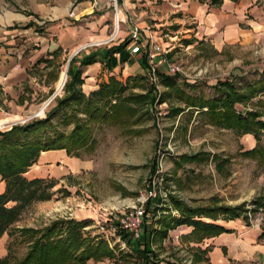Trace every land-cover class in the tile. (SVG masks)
Instances as JSON below:
<instances>
[{
  "label": "rangeland",
  "instance_id": "obj_1",
  "mask_svg": "<svg viewBox=\"0 0 264 264\" xmlns=\"http://www.w3.org/2000/svg\"><path fill=\"white\" fill-rule=\"evenodd\" d=\"M19 1L2 0L8 4V9L16 8L14 4L20 5ZM48 1L51 3L53 0ZM105 1L110 4L107 9L110 22L107 24L112 32L114 0ZM115 4L118 11L119 2L115 0ZM99 13L95 15L99 16ZM129 15L132 16L130 10ZM127 22L130 29L136 26L133 22ZM258 31L247 35L241 42L224 45L220 49L204 42L186 46L185 43L192 40L180 38L179 35L178 40L173 41L168 37H160L161 40L157 42L164 48L169 47L167 58L178 68V72L170 76L173 77V87L170 88H166L163 82L158 87L149 83L139 62L141 53L128 55L114 76L125 87L121 97H145L128 104L135 109L134 115L117 124H92V149L79 151L78 157L66 155L68 160L64 168L56 167L62 171L61 175L51 178L54 187L49 191L52 194L50 199L25 208L10 230L17 226L42 231L56 221L84 220L86 225L81 229L83 236L94 242L104 241L113 254L111 259H91L84 264H136L135 243L127 244L122 239L116 242L115 237L105 239L97 233L95 224L105 221L110 212L115 218L155 182L158 191L164 196L152 201L151 207L147 204L149 210L145 212L142 225L147 230H158V218L166 217L168 213L175 214L169 204L171 196L190 207H209L214 204L234 207L244 204L250 228L264 231V206L253 208L252 205L258 197L264 196V158L262 155H256L252 160L242 158L238 153L243 149L238 143L240 136L209 125L204 115L186 108L183 99L175 92L178 89L191 97L218 98L219 94L215 90L218 82L229 80L240 88L247 82L264 77V30ZM125 39L127 42L128 36ZM110 44L91 46L75 56L106 48ZM67 58L68 53H65L53 62L51 79L54 74L56 78L50 83L49 91L55 97L46 104L43 112L32 117L51 95L44 101H36L37 105L25 111L21 119L16 116L7 118L12 121L0 126V132L6 131L16 121L17 124H23L32 119L44 118L46 112L56 105V99H62L63 88L57 93L54 85L65 69ZM125 68L128 70L124 71ZM157 71L165 75L163 66H158ZM254 102L252 100L237 108L242 112H250L256 109ZM178 108L182 111L173 114V110ZM70 112V108L64 110L66 114ZM78 118L85 119L82 114H78ZM59 120L60 117L53 120L56 130L67 134L72 125H59ZM258 120L264 121V114ZM259 141L264 153V131H261ZM193 154H197L196 160L181 159L182 155ZM220 161L223 162L221 169ZM219 219L217 217L214 222ZM108 223L106 221L105 226ZM190 231L191 228L184 226L168 230L166 238L161 241L151 238L146 250L152 252L161 264L167 261L201 264L205 260V250L200 252V243H196L194 237L189 235ZM29 241L17 234L5 240L8 264H17L27 251Z\"/></svg>",
  "mask_w": 264,
  "mask_h": 264
},
{
  "label": "crops",
  "instance_id": "obj_2",
  "mask_svg": "<svg viewBox=\"0 0 264 264\" xmlns=\"http://www.w3.org/2000/svg\"><path fill=\"white\" fill-rule=\"evenodd\" d=\"M118 2L116 12L122 19L118 20L119 27L117 24L115 28L113 23L111 32L107 24L110 22L107 12L110 4L105 0H53L51 3L48 0H20V5L14 4L16 8L13 9H8V4L0 0V126L9 124L12 121L6 120L9 117L21 119L25 111L37 105L36 101L54 95L49 91L50 83L56 78L54 74L51 79V68L55 59L65 53L68 58L71 55L74 58L73 68L79 71V89L85 98L109 77L116 80L114 72L130 55L129 45L120 53L109 56L106 51L128 42L125 39L130 30L127 21L136 25L142 41L150 37L157 42L164 35L173 41L178 40L179 35L183 39L190 38V44L204 42L216 49L241 42L247 35L264 30V0ZM98 12L100 15L96 16ZM103 44L110 46L75 56L86 48ZM92 57L91 64L81 65L83 60ZM157 58L154 56L152 63L157 64ZM58 79L54 85L57 93ZM50 97L39 105L34 115L46 107ZM238 143L243 147L238 153L249 151L256 144L251 135L240 136ZM67 160L63 150L42 152L22 176L27 180L51 179L61 175L59 170L64 168ZM222 164L220 161V169ZM57 166L63 167L58 170ZM3 189L4 183L0 181V194ZM215 224L225 232L200 242V252L205 250V260L201 264H264L263 231L251 229L241 218L219 219ZM6 239V235L0 237V259L6 255Z\"/></svg>",
  "mask_w": 264,
  "mask_h": 264
},
{
  "label": "trees",
  "instance_id": "obj_3",
  "mask_svg": "<svg viewBox=\"0 0 264 264\" xmlns=\"http://www.w3.org/2000/svg\"><path fill=\"white\" fill-rule=\"evenodd\" d=\"M127 44L122 43L114 49H108L106 56L120 53ZM93 60V57L87 58L81 65H89ZM139 62L143 69L147 68V61L141 54ZM73 63L74 58H71L65 74L62 99H56V105L46 112L44 118L15 124L8 130L0 132V181L4 183L3 192L0 194V237L6 235L10 238L17 234L30 240L27 251L17 264H84L91 259L113 257L104 241L94 242L93 239H86L83 236L81 229L86 225L84 220L56 221L42 231L30 228L10 230L25 208L35 202L47 201L52 195L49 193L54 187L51 179L27 180L22 176L35 164L40 153L63 150L67 156L78 157L79 151L92 149V124L120 123L135 113V109L128 104L145 98L121 97L125 87L113 77H109L106 83H101L95 92L85 98L79 89L81 85L79 71L73 68ZM157 75L159 83L163 82L166 88L173 87V77L162 76L158 71ZM215 86L219 96L212 99L191 97L178 89H175V92L183 99L186 108L204 115L209 125L231 131L238 136L251 135L256 143L255 147L240 153L242 158L252 160L256 155H262L263 159L264 153L258 143L260 133L264 131V121L258 118L264 114V77L247 82L240 88L235 87L229 80L218 82ZM252 100H255L253 104L256 109L242 112L237 108L238 105H246ZM153 102L152 99L151 103ZM67 108L71 110L68 114L64 113ZM181 111L180 108L175 109L173 114H179ZM78 114L84 115L85 119L78 118ZM56 117H60L57 124L66 127L72 125L67 134L56 130L53 123ZM197 158V154L181 156V159L186 161ZM263 201L264 197H258L252 203L253 208L258 205L264 206ZM169 204L175 214L168 213L166 217L158 218L156 222L160 225L158 230L150 231L142 226V235L138 240H133L124 233L120 234V239L125 243H135L136 264H161L152 252L146 250V246L151 238L161 241L166 238L168 230L178 226L191 228L189 235L194 237L196 243H200L225 232L215 224L217 217L225 221L241 218L246 226L249 225L244 204L234 207L215 204L209 207H190L171 196ZM144 210L148 212V205ZM261 237H264V231ZM8 259L7 254L0 259V264H8ZM195 260L198 258L195 257ZM166 264L175 263L167 261Z\"/></svg>",
  "mask_w": 264,
  "mask_h": 264
},
{
  "label": "built area",
  "instance_id": "obj_4",
  "mask_svg": "<svg viewBox=\"0 0 264 264\" xmlns=\"http://www.w3.org/2000/svg\"><path fill=\"white\" fill-rule=\"evenodd\" d=\"M112 8L114 11L113 23L116 21V24H118V19H116L117 12L115 0L112 4ZM163 37L167 36L164 35ZM128 42L130 46V55L141 53V55L146 58L147 68L145 70V75L149 83L153 86L158 87L159 85L157 66L161 65L164 67L165 75L172 76L178 72L177 65L167 58L169 47H162L158 42L152 40L150 37L146 41L140 40L138 36V29L136 27H132L129 30ZM154 56L158 57L157 64L152 63L151 61ZM162 195L164 196V193L159 192L157 185L153 182L144 194L140 195L137 199H135V201H131L123 208L121 213H118L115 218L110 212L105 221H102V223H96L95 229L97 230V233L105 239H108V237H115L116 242L119 241L121 233L130 236L133 240H138L142 235V225L145 219L144 207L147 204H149V207L153 206L152 201ZM106 221L109 223L105 226ZM84 229L86 230L87 228Z\"/></svg>",
  "mask_w": 264,
  "mask_h": 264
},
{
  "label": "bare ground",
  "instance_id": "obj_5",
  "mask_svg": "<svg viewBox=\"0 0 264 264\" xmlns=\"http://www.w3.org/2000/svg\"><path fill=\"white\" fill-rule=\"evenodd\" d=\"M116 19H118V20H121L122 19V17L119 15V14H117V16H116ZM116 21L114 22V27L116 28ZM108 41V40H107ZM103 42V41H102ZM101 42H99V43H96V44H100ZM65 80H66V78H65V70L60 74V76H59V79H58V81H57V83H56V91H60L62 88H63V85H64V83H65ZM54 97H55V95H54ZM45 108H43L41 111L43 112V110H44ZM41 112V113H42ZM40 114V113H39ZM38 114V115H39Z\"/></svg>",
  "mask_w": 264,
  "mask_h": 264
},
{
  "label": "water",
  "instance_id": "obj_6",
  "mask_svg": "<svg viewBox=\"0 0 264 264\" xmlns=\"http://www.w3.org/2000/svg\"><path fill=\"white\" fill-rule=\"evenodd\" d=\"M71 57H72V55H71V56L67 59V61H66V64H65V74H66L67 66H68V63H69ZM53 98H54V95H52V96L50 97L49 101H48L46 104H48ZM32 117H35V115H33ZM32 117H31V118H32ZM15 124H17V123H14V124H12V125H15ZM12 125H11V126H12ZM11 126H9V128H10ZM9 128H8V129H9ZM8 129H6V130H8Z\"/></svg>",
  "mask_w": 264,
  "mask_h": 264
}]
</instances>
